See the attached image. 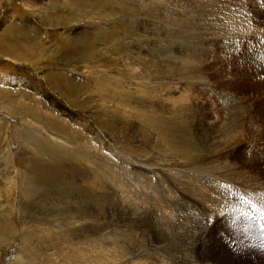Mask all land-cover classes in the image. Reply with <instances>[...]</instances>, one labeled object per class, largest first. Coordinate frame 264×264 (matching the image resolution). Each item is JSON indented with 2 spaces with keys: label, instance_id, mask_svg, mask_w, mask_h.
<instances>
[{
  "label": "rangeland",
  "instance_id": "obj_1",
  "mask_svg": "<svg viewBox=\"0 0 264 264\" xmlns=\"http://www.w3.org/2000/svg\"><path fill=\"white\" fill-rule=\"evenodd\" d=\"M23 1L0 6V73L36 92L0 86V264H264L249 217L218 192L264 190V0H241L239 35L214 18L212 40L202 0H33L58 9L25 44L58 33L76 47L60 53L59 38L50 62L4 35L17 15L34 21Z\"/></svg>",
  "mask_w": 264,
  "mask_h": 264
},
{
  "label": "bare ground",
  "instance_id": "obj_2",
  "mask_svg": "<svg viewBox=\"0 0 264 264\" xmlns=\"http://www.w3.org/2000/svg\"><path fill=\"white\" fill-rule=\"evenodd\" d=\"M109 1V0H108ZM178 1V0H176ZM203 2H207L209 4V8L212 9V10H207L208 12V21L211 19V21L214 23V24H207V28H205L206 30H209V39L212 40L214 37L213 35V27L215 25V27H218L216 25V23L218 22V24L221 23V27H220V30L223 31V32H218V33H224V29H228V32H231V33H234L236 35H239L240 33H244L245 31H248V26L245 22V20L241 19L239 17V13L242 11L241 10V4H242V1L241 0H209V1H206V0H202ZM193 2V1H192ZM191 2V3H192ZM112 3H115V2H112ZM178 3V2H177ZM181 5V4H180ZM184 6V5H183ZM201 7V6H200ZM261 7L264 8V5H262ZM190 8V7H189ZM202 8V7H201ZM191 9V8H190ZM195 9V8H193ZM192 9V10H193ZM189 11V10H188ZM191 11V10H190ZM184 12V11H183ZM195 12V10L193 11ZM182 13V11H181ZM185 15V14H184ZM213 16V17H212ZM177 17V16H176ZM195 17V15H194ZM193 17V19H194ZM216 18V20L214 19ZM196 19V18H195ZM194 19V20H195ZM181 21V20H180ZM197 23V22H196ZM179 24H182V23H179ZM186 25V24H185ZM187 26V25H186ZM176 27V26H175ZM185 27V26H184ZM192 28V27H191ZM195 29V27H193ZM200 28V27H199ZM193 29V30H194ZM178 30V29H177ZM182 30V29H181ZM189 30V29H188ZM192 30V31H193ZM184 34V33H183ZM186 34V33H185ZM184 37V35H182ZM195 37H200V41L201 43H204V37L201 36L200 33H196L195 34ZM179 38V37H178ZM177 38V39H178ZM193 38V35L190 34V33H187V36H186V40H189ZM194 40V39H193ZM175 41V40H174ZM198 41V39H197ZM176 42V41H175ZM188 42V41H187ZM177 44V43H176ZM185 44V43H183ZM180 46V45H179ZM182 47V46H181ZM190 47V46H189ZM193 48V46H191ZM198 47V46H197ZM201 47H204V44L201 45ZM199 47V48H201ZM176 48V47H175ZM179 48V47H178ZM187 48V47H186ZM195 49V48H194ZM183 50V49H182ZM200 50V49H199ZM198 51V50H197ZM204 50L201 51V54L203 53ZM190 52V51H188ZM191 53V52H190ZM195 53V52H194ZM193 54V53H192ZM198 55V54H197ZM188 56V55H187ZM191 56V55H190ZM196 57V54H194L193 58ZM186 59V58H185ZM185 63V62H184ZM188 63V62H187ZM193 63V62H192ZM188 66V65H187ZM180 67V66H179ZM183 68H186V67H183ZM183 70V69H182ZM184 72V71H183ZM232 72V71H230ZM231 74V73H230ZM189 83V82H188ZM191 84V83H190ZM235 96V95H234ZM240 98V97H239ZM242 99V98H240ZM232 99L230 97L226 98L225 99V105H224V110H225V113H230L236 117H239V118H236V121L237 123L234 125V129L235 130H238L240 132V137H241V141L244 139V134H245V131H241V116H239L240 112L242 111V107H238L237 109L234 108L233 106V100L231 101ZM243 100V99H242ZM262 106V105H261ZM263 107V106H262ZM263 111V110H262ZM116 112V111H115ZM234 112V113H233ZM114 115V114H113ZM262 115V114H261ZM117 116V115H116ZM119 116V115H118ZM161 121V120H160ZM75 123V122H74ZM165 123V122H164ZM153 124V123H152ZM159 124H162L160 125V127L158 128L159 130H161L162 134L159 133V137H161V139L159 138V141H162L163 145L165 146V148L173 151L175 154H176V151L178 152V150H175L174 147H172L171 145V142L169 140H167V137L170 138V140L172 139V137H170V135L166 134V130H165V126L166 124L164 125L163 123H160ZM158 124V125H159ZM225 127H226V132H228V130H230L232 132V129L230 128V125L225 121ZM229 131V132H230ZM155 133V132H154ZM255 133H256V130H251L249 132H247V135L251 136L248 138V140H252L253 139V136H255ZM173 134V133H172ZM230 134V133H229ZM236 134V133H235ZM229 136V135H228ZM227 136V137H228ZM231 136L232 133H231ZM156 137V136H155ZM168 138V139H169ZM231 138V137H230ZM158 139V138H157ZM174 139H176L174 137ZM227 139V138H226ZM229 139V137H228ZM239 137L237 136H233V138L231 139V141H229L228 143H236L238 142ZM178 140V139H177ZM226 142V141H225ZM179 143V142H178ZM183 143V142H182ZM180 143V144H182ZM188 143V141L186 142ZM190 144V143H189ZM187 145V144H186ZM185 145V147H186ZM194 145V144H193ZM177 146H180L177 144ZM176 146V148H177ZM189 145H187L188 147ZM230 146V145H229ZM191 147V146H190ZM189 147V148H190ZM184 149V148H183ZM186 149V148H185ZM192 149V148H191ZM190 149V150H191ZM189 150V151H190ZM184 151V150H183ZM182 152V151H181ZM119 153V152H118ZM178 156V155H177ZM181 156V155H180ZM122 157V156H121ZM179 157V156H178ZM181 158V157H180ZM184 159V158H183ZM182 159V160H183ZM187 159V158H186ZM185 159V160H186ZM219 165V164H218ZM217 165V166H218ZM134 166V165H133ZM216 166V167H217ZM222 167V166H221ZM135 168V166H134ZM219 168V167H218ZM148 170V169H147ZM225 172H226V169H225ZM160 177V176H159ZM148 178V177H147ZM137 179V178H136ZM228 180V179H227ZM225 181V180H224ZM197 182V181H196ZM201 182V181H200ZM230 183V185H229ZM140 184V183H139ZM196 184V183H195ZM223 186L219 188L218 192L221 194V196L223 197H226L222 192L224 193H227L228 194V197L230 198H236L237 199V202L238 204L240 205H243V206H246V207H250L252 208V205L251 204H247V203H242L240 198H239V194L237 191H240V192H243L244 194H246L247 197H249V192L248 191H251L250 193V196L249 198H253L257 201H261L263 204H264V200H263V196H264V190L260 187H256V186H253L252 188H246L245 186L246 185H241L240 183L236 182L235 180L232 182V181H228L226 183L222 182ZM199 185V183H198ZM188 186V185H187ZM221 186V185H220ZM195 187V186H194ZM30 190V188H29ZM31 194V193H29ZM218 201V200H217ZM219 202V201H218ZM204 203L206 205H211L210 204V200L208 201H204ZM220 206H221V210L222 212L228 210L227 206L225 203H219ZM224 204V208H222V205ZM250 208H246V209H250ZM235 209V208H234ZM218 211V209H217ZM250 213H253L252 211L248 210ZM240 212H243V210L240 209ZM252 215V214H250ZM221 216H224L221 215ZM193 219H196V215H194ZM217 220V215L215 213H213L210 217L208 216V221H207V226L209 227V224L210 222L211 223H215V221ZM241 226V225H240ZM238 231V230H237ZM173 241V240H172ZM169 243V242H168ZM170 244V243H169ZM178 246V245H177ZM166 248V247H165ZM171 249H168L167 252H169ZM263 257V256H262Z\"/></svg>",
  "mask_w": 264,
  "mask_h": 264
},
{
  "label": "crops",
  "instance_id": "obj_3",
  "mask_svg": "<svg viewBox=\"0 0 264 264\" xmlns=\"http://www.w3.org/2000/svg\"><path fill=\"white\" fill-rule=\"evenodd\" d=\"M5 1L6 0H3L2 3L0 4V6H2ZM23 2H24V5L26 6V9L29 10L30 13L34 16L33 17L34 21H32L30 19L32 17H30L29 12H28V17H27L28 19L25 18V17H20V15H17V17L19 18V21H20L19 25H15L16 23H13V22L11 23L10 20L8 19L10 25L7 24L8 26L6 27L7 29L4 32V35L5 34L13 35V37L15 38L16 41H22L21 42L22 47H24V48L26 47V49L22 51L23 53H21V52H20L21 54L18 53L21 58L22 57L23 58L24 57H30V56L32 57L33 56V49L35 48V50L38 49V53L40 54L41 57H44V58L47 57V59H48L47 62H50L51 61V57H52V48H50V47L51 46L52 47L61 46L62 42L59 40V38H61L63 36H60L58 33L56 35H47L44 40H41L40 47L35 46L34 48L28 47L22 39L23 38L26 39V37H29L30 40H32V44L37 43L36 40L31 36V34L34 36L35 32H37L36 26L37 27H39L38 25L46 26V24H45L46 17L49 15V13H51L53 11H56L58 9V5H55L53 3V1H41L40 5H38V6L33 2V0H24ZM59 10H61V13L64 15L63 12L66 11V9H59ZM43 17H44V19L41 20V18H43ZM14 19L15 18H13V20ZM22 19L24 21L23 25H22V22H21ZM6 21H7V15L5 14V16L3 17V19L0 22L1 23L0 24V30L2 29V27H4V25L6 24ZM58 24H61V23H58ZM86 36H92V38H93V35L87 34ZM74 37H76V36H74ZM63 38L65 39L64 40L65 41V46H64V48L62 50H60V53H63V50H65V51H67L69 53L71 51L74 52L73 48H76V47H74L73 44H71L73 46V48H69V44H68L67 38L66 37H63ZM111 41H116V38H113ZM2 43H4L5 45L7 44V46L11 45V43H6L4 41ZM2 56H5V55L2 54ZM44 60L45 59H43L42 61H44ZM5 75H7V76H5ZM55 75H59V74L56 73ZM7 77H8V79H7ZM12 83H14L13 86H17L18 87V90H19V88H24V86H27V87L32 89V87H30V85H29V82L25 81L24 78H22L20 76H17L16 74L8 75V74L4 73L3 76H2V74L0 73V86L3 87L4 84H7L10 87V84H12ZM27 87H26V91H27ZM4 90H6V89H4Z\"/></svg>",
  "mask_w": 264,
  "mask_h": 264
}]
</instances>
